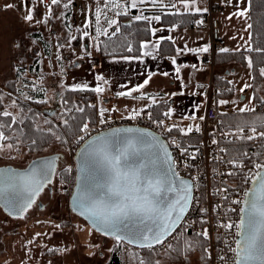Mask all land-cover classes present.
I'll use <instances>...</instances> for the list:
<instances>
[{
    "label": "snow or ice",
    "instance_id": "1",
    "mask_svg": "<svg viewBox=\"0 0 264 264\" xmlns=\"http://www.w3.org/2000/svg\"><path fill=\"white\" fill-rule=\"evenodd\" d=\"M30 0H21V7L27 8V15L23 19L29 23L35 20L37 6L33 4L29 7ZM43 3V0H40ZM230 2V0H229ZM150 3L153 7L160 9H173L169 14L176 15L183 13L201 14L208 12L207 7H200L202 0H103L101 5L100 0H97L95 10L96 37L101 35L115 36L120 32V27L114 18H109L108 11H113L117 16L123 14L128 15L129 7L137 8L138 4ZM244 3V0H237V11L232 13L228 18L233 16L251 19L249 12L251 10L252 0H247L246 7L241 8L239 5ZM61 0H51L47 5L48 12L44 14L42 20H35L36 24L48 23L50 17L53 16V6H60ZM72 4V0H67L63 4V8L67 9ZM16 7L12 4L4 6V10ZM122 10V11H120ZM63 16V13H61ZM107 24L104 28L101 24V18ZM161 15L147 16L144 14L135 15L131 19L136 21H160ZM197 25L203 24V19L196 20ZM117 25L115 30L109 33L108 28ZM90 24H85L89 27ZM253 28V24H246L245 30ZM161 29L152 28L151 33L155 35ZM85 37L89 35L87 31L83 33ZM70 40H75V36H71ZM172 40L171 36L163 35L153 43L150 40L140 42L139 52L137 55H123L120 58L123 60H142L145 56H151L155 59L154 52L160 49L161 41ZM174 43V41H173ZM16 48L25 50V45L22 41L16 43ZM63 47V45H59ZM98 47V46H97ZM151 48V51L148 49ZM212 49L210 43H204L202 46L189 48L187 43L183 48H176V55L171 56V64L174 66L176 78L181 80V88L183 79L181 70L191 67L197 69V64H178L177 57L187 53H192L199 59L201 54L208 53ZM91 56V52H87ZM128 53L133 52L131 44L126 45ZM218 51L222 54L235 52L240 55V58L247 62V67L255 73L252 76L253 80L257 77L264 78V26L257 30L254 34L249 31L248 39L244 45H238L235 49L227 47L219 48ZM255 53V57H253ZM23 51L21 52V55ZM60 59V57H57ZM203 63V61H201ZM79 67V65H74ZM19 74V69H16ZM61 72L63 67L61 66ZM156 73L148 72L147 78L142 83L129 89L128 91H119L116 93L118 97H132L133 99H144L146 94L140 92L139 96H133L134 92H139L152 80ZM163 76H168V72H163ZM95 80L98 82L94 87H91L89 82L73 83L69 87L71 91L92 92L103 94L105 92L104 85L108 81L103 75H95ZM42 79V78H41ZM232 84V81H228ZM203 87V85H198ZM32 87L35 88V85ZM63 87V83L61 84ZM253 88V84L245 83L240 89L244 92L245 89ZM229 88L227 91H232ZM37 92L44 91V88H37ZM183 90L170 93V96H183ZM65 105L64 112L57 116L58 125H53L51 121L45 120L48 125L46 129L36 126V131L44 136L43 140L38 142L36 139H31L30 147L35 150L42 143H48V138L51 137L60 145L68 144V152H72V145L78 146V151L74 153V163H61L58 168V161H62L59 154L47 155L38 157L32 160L29 166L21 171L11 167H0V208L7 214L23 218L24 215L36 205L37 197L44 192L46 188L52 191L56 190V184H59V192L67 194L71 210L90 221L94 231L100 232L102 235L114 238L117 246L127 244L134 246L135 249L147 250L151 254L157 245H163L171 238L176 241L167 243V250H175L178 253L185 254L194 251L196 248L201 249L203 255L201 259L206 261V264H211L214 249H212L210 241V229L203 227L201 231L195 232L193 237L186 235L188 229L193 223L201 225L209 224L210 221L201 217L199 221L185 222V218L189 213L190 208L195 204H199L203 197H197L195 192L202 185L198 182L199 176H182L178 169V161L175 158L171 149H176L183 160V166L191 169L193 167L188 161H194L200 153V147L195 146L194 150L189 152L192 145L185 146L183 140L171 137L165 140L161 135L148 128L131 126H108L102 128H91L90 125L96 124L95 117L85 119L89 115L85 112L83 106L75 108L68 107L69 100L63 96L62 92H57ZM206 95V93H205ZM24 100H32L31 95H23ZM3 99V94H0V100ZM152 104L157 101L154 96L151 97ZM253 101H259L261 107L264 108V97L258 96L254 90L253 96L249 100V104L237 109L239 113H255V105L249 106ZM37 103H47V99L38 100ZM103 102L101 101V104ZM167 103V102H165ZM218 106L229 105L235 101L220 99L216 101ZM13 106H18L16 101H12ZM146 105V108H151ZM89 108H97V105H88ZM198 110L202 105H196ZM25 111L31 112L29 109H20V113L13 114L7 109L0 111V153L5 150L18 148L23 141L20 140L22 130L13 129V125L23 124L25 119H31L28 116H21ZM115 111L106 109L102 106L98 108L99 125H110L112 123L106 113ZM176 109L168 107L163 113L164 117L171 118ZM76 113L83 115H76ZM144 109H133L131 114L126 119L137 120L141 118ZM35 115H42L33 113ZM54 115H56L54 113ZM149 119L157 127H163L164 131L171 134L175 130L179 136H188L193 131L201 132L199 124H189L187 127H182L180 124H171L165 126L164 120L153 117L151 111L147 112ZM221 117L228 116L227 113L221 112ZM183 119L195 120L197 117L193 113L190 116H184ZM199 120H205L204 116L198 117ZM63 128L62 132H57V127ZM258 127L264 128V113L257 114L250 120H233L222 119L220 121V139L217 140L216 132H213L212 144L218 146V152L221 155H214L213 161H219L229 165V170L221 175L230 177L239 176L240 183L234 186L217 188L218 194H223L222 198L230 205L228 211L231 212L235 219L226 217L224 222L217 217L216 227L225 230L223 236L218 232L216 239L223 243L225 247L216 251L220 264H264V144H261L262 151L251 153L242 150L237 146V141H264V130L258 131ZM227 128V131L223 129ZM233 129L235 131H233ZM19 132V134H18ZM10 133V134H9ZM70 137V139H66ZM27 138V137H26ZM223 144V147L219 145ZM199 171V169H198ZM215 172L216 170L213 169ZM58 178V180H57ZM224 183V181H221ZM71 188V190H69ZM233 193L237 198L232 199L227 193ZM39 207V205H36ZM218 208V206H217ZM214 208L213 211H217ZM201 213L207 214L208 209L200 207ZM56 229L61 227L60 224L54 225ZM179 230V231H178ZM42 235L37 233L36 236ZM35 239V237L33 238ZM33 241H28L32 243ZM234 245V246H233ZM98 248L99 245H93ZM49 251H67L66 248L48 249ZM109 252L113 249L109 248ZM96 255V253H90ZM103 256V253H100ZM131 256L137 264H160L159 260H151L140 255L139 252L133 250Z\"/></svg>",
    "mask_w": 264,
    "mask_h": 264
},
{
    "label": "crops",
    "instance_id": "2",
    "mask_svg": "<svg viewBox=\"0 0 264 264\" xmlns=\"http://www.w3.org/2000/svg\"><path fill=\"white\" fill-rule=\"evenodd\" d=\"M19 1V4L21 5V0ZM32 1L33 3L30 4L29 7L33 4L37 6L35 20H42L44 14L48 12V7L41 6L40 0ZM65 2L66 0H61L60 6H53V16L49 18L48 23L36 24L35 20L32 23L25 21L23 19L24 12L19 11L17 7L6 11L4 10V6L7 4L15 5L14 0H0V27L4 29L5 33L4 36L0 35V39L1 37L8 38L10 41L9 51L16 52V55L7 52V54H3L5 57H3L2 64L0 63V75H18L20 76V79L33 78L34 80H38L40 79L39 77H42L47 73L48 79L53 80L56 73L57 76L58 74H61L62 77L60 79L62 80L63 86L67 88L73 83H82L84 81L89 82L90 86L94 87L96 83H98L94 78L95 75H103L108 81V84L104 85L106 89L105 92L96 96L99 100V106L102 101V107L106 109L115 108L119 115L130 116L133 109H146V105H154L151 100V97L154 96L157 101L155 104L164 101L167 102V109L168 107L176 109L175 114L172 115L174 119L176 118L175 124H180L182 127H187L189 124H199L202 127V121L199 120L198 117L205 114L207 107L208 99L205 93L207 87L206 81L209 77L208 69L210 67V61H208V59L202 58L201 56L198 59L197 56L192 53L177 57L178 64H197V69L187 67L181 70V77L183 79V84L185 85L182 89L181 80L176 78L174 66L171 64L170 60V57L176 55V53L167 55L161 53L159 49L153 53L156 57L155 59L151 56H145L142 60H123L120 58L123 55L132 54L102 55L99 51V43L104 35H101L97 43L98 47L96 46L93 50H87V52L92 53L91 56H88L86 51L82 50L80 55L74 54L73 52L69 53L67 57H64L59 45L63 40H66V36L69 32L68 27L71 26L70 16L72 14L70 10L64 11L65 8H63V4ZM45 3L48 5L51 3V0H45ZM100 3L102 5L103 1H100ZM128 3L130 4V0H128ZM213 3H226V7L223 8L218 15L222 26V32L227 38L226 47L229 49H235L238 45H244L245 41L248 39V33L250 31V29L246 31L245 28L246 24L250 23V19L246 20L236 16H233L231 19L228 18L232 13L237 11V0H230V2L229 0H202V3L199 6L207 7L209 10L210 5ZM95 5L96 4L94 3L93 6ZM243 5L244 7L248 6L247 0H244V3H241L239 6L241 7ZM172 11L174 10L170 8L162 10L159 7L151 6L150 3H145L138 4V7L134 9L129 7L128 15L135 16L144 14L150 17L154 15H161L162 17V13H171ZM61 13H63V16ZM181 13H183V10H181ZM107 15L109 18H114L117 21V25L120 27V19L123 14L117 16L115 12L108 11ZM201 15H203V13H201ZM93 19L95 20L94 15ZM149 23L151 29H161V31H158L155 35H152L151 33V38L146 39L153 43H155L161 35L165 37L171 36L172 40L169 41H174L175 47L177 48H183L185 43H187L189 48H195L202 46L204 43H210L211 41L209 26H170L162 22V18L160 21L153 20ZM101 24L104 28L108 27L104 22L103 17L101 18ZM117 25L108 28L109 33L113 32ZM48 32L50 37L46 36L48 35ZM57 32H63L62 36L58 37L59 33ZM0 34L3 35V32H0ZM18 41L23 42L25 50L16 48L15 45ZM44 42H50L51 55L45 53L47 47L44 46ZM148 50L151 51V48ZM22 51L23 54L21 55ZM0 53H2L1 48ZM135 55L137 54H133L132 56ZM57 57H60V59H57ZM69 61H79V67H70ZM201 61H203V63H201ZM228 64L233 65L235 68L226 70V73L239 70L236 68H238L240 64ZM39 66H41L43 71L41 73L36 70ZM61 66L63 67V72H61ZM221 67L223 66L215 64L216 79L218 73H220L219 69H221ZM16 69L20 70L19 74ZM150 71L156 73V75L153 76L149 84L139 92H134L132 94L133 96H139L140 92H143L146 94V98L133 99L128 96L118 97L116 95L119 91L126 92L142 83L143 80L147 78V73ZM20 72L22 75H20ZM163 72H168L169 75L163 76ZM198 85H203V87H199ZM181 90L185 93L183 96L174 97L169 95L170 93L179 92ZM198 90L201 91L200 95L195 94V91ZM261 94L264 96L263 93ZM198 104L202 105V107L197 110L195 106ZM193 113L197 119H183L184 116H190ZM114 250L115 245L113 251L106 258L104 257L103 251V256H101V252L98 251L93 252L96 253L94 256L90 255V253L87 255L84 252L82 255L85 257V264H107L109 258L113 255ZM46 254H48V251H46ZM74 254L78 256L76 260H79V258L81 259L79 253H75L74 251Z\"/></svg>",
    "mask_w": 264,
    "mask_h": 264
},
{
    "label": "rangeland",
    "instance_id": "3",
    "mask_svg": "<svg viewBox=\"0 0 264 264\" xmlns=\"http://www.w3.org/2000/svg\"><path fill=\"white\" fill-rule=\"evenodd\" d=\"M14 2L18 10L24 12L23 14L25 16L27 8L21 7L19 0H14ZM32 3L33 1L30 0L28 6ZM65 3H67V0ZM94 3L96 4L95 6H93ZM40 4L43 7L47 6L45 0H43V3L40 2ZM96 7L97 0H72V4L67 9H64V11L70 10L72 12L70 16L71 26L68 27L69 32L66 36V40L61 42L63 45V47H61V52L64 57H67L69 53L73 52L74 54L80 55L82 50H93V48L97 46L100 37L94 39L96 37L97 25L93 19V15L95 17ZM241 7L243 8L244 5ZM86 23L90 24L87 28L85 27ZM85 31L89 33L87 37L83 35ZM0 32H3V35L0 34L1 36L5 35L3 28H1ZM47 34L48 35L46 36L50 37L49 32ZM62 34L63 32H60L58 37H61ZM71 36H75L76 39L70 40L69 38ZM9 44L10 41L8 38L1 37V64L3 57H5L3 55L4 53H16L9 51ZM232 68L235 67L226 64V66L219 69V72L226 74L225 77L228 81L233 82L232 84L235 88V93L228 99L229 101H235L232 106L237 110L245 104H249V100L253 96L254 90L253 88H248L245 89L244 92L240 91L245 83L252 84L249 68H240L239 66L236 68L239 70L226 73V70H231ZM47 75L48 74L45 73L42 77H39L40 79L36 80V83L34 82V85L44 87L47 92L46 97L49 105L44 103L43 106H40L39 108L37 107V114L42 115H37L36 118V126L38 125L40 128L45 129L48 127V125L44 123L46 119L51 121L53 125L59 124L57 116L61 114V108L59 110L57 108L56 115L53 116L46 114L44 108L47 106L51 107V104H54L55 100L59 98V96L56 95V91L59 92L60 88H62V80L60 79L62 77L61 74H58L57 76L55 73L53 80L48 79ZM10 80L15 81V87H17L18 90H21V86L25 80L20 79V76L18 75H0V94H3V99L0 101V111L7 109L15 115L20 113L21 108H24L25 110L29 109V106L32 107L34 103L31 100L25 101L22 99L23 96L21 91H16L15 93L12 90L7 89L6 83ZM262 83L260 84L261 86H257V90L260 94H264V82ZM242 95H245L246 98L242 99ZM32 96L34 95L32 94ZM13 100L16 101L18 106L12 105ZM22 101L26 102L28 107L23 106ZM254 102L255 101L249 106H253ZM56 106L57 105L55 104V107ZM78 106H82V104H79ZM28 113L29 112L25 111L24 113H21V116H28ZM242 114H245L244 116L246 118L251 119L260 113L252 114L245 112ZM55 130L57 132H62L60 127H57ZM66 139H70V137H66ZM20 140L22 141L21 138ZM68 148V144L60 145L58 142L51 139L43 149L33 150L29 146H26L25 141L23 140V143H21L18 148L5 150L3 153H0V164H12L17 167H25L30 161H32V158L52 153L63 154V157H65L63 163H74L73 155L78 146L72 145L71 153L68 152ZM58 189L59 184L57 182L56 190L53 191L51 200L47 205L43 208L36 206L39 204L34 205V207L31 208L23 218L9 216L4 210H2V208H0V264H85V257L82 255L83 252L89 255V253L103 251L105 258L109 256L111 252H109L108 249H114L116 242L114 238L109 236L106 237L97 231H94L88 222L78 214L72 212L69 207V197L66 193L61 194ZM69 190H71V188ZM56 224H60L61 227L56 229L54 227ZM37 233H41L42 235L36 236ZM34 237L35 239H33ZM28 241L33 242L29 244ZM93 245H99V247L96 248L93 247ZM52 248H66L68 250L64 252L57 251L58 253L52 255L46 254V251H49L48 249ZM74 251L81 255V259L79 258V260H76L78 256L74 254ZM165 252L166 251H161L158 253V259L163 264H206L204 263V260L199 257V254L196 253L186 256L187 258L183 256L179 261L174 260L170 257L169 253L165 254ZM131 253L132 251H128V253H122L119 257H122L125 260V264H134L131 259Z\"/></svg>",
    "mask_w": 264,
    "mask_h": 264
},
{
    "label": "built area",
    "instance_id": "4",
    "mask_svg": "<svg viewBox=\"0 0 264 264\" xmlns=\"http://www.w3.org/2000/svg\"><path fill=\"white\" fill-rule=\"evenodd\" d=\"M225 7H226V3L211 4L208 12L206 13V16L197 18V20L203 19V24L197 25L194 22L192 25L193 27L209 26L211 33L210 44L212 45V49L208 53L200 55L202 58L208 59V61H210V67L208 69L209 77L206 81V86H207L206 95L208 101H207L205 114L203 115L205 117V120L202 121L201 132L197 133L193 131V133H190L186 137L179 136L175 130H173V132L169 134L164 131L163 127H157L149 119H147L146 114L149 111H151L153 113V117L156 118V114H154L151 108L144 109V113L142 114L141 118H138L137 120L126 119L129 116L127 115L121 116L115 109V111H110L109 113H106V115L110 117L112 123L110 125L101 126L99 125V118H98V107L100 106L98 103V99L96 97L95 99L92 100V103L97 105V115H96L97 122L94 125H90L91 128H102V127L117 126L123 124H132V125L137 124L155 129L158 133L164 136L166 140L171 139V137H176L177 139L183 140L185 142L186 147L189 145L193 146L189 148V152L193 151L195 146L200 147V153L198 154L197 158L194 161L192 160L188 161L190 164L193 165L191 169L185 168L183 166V160L187 159V157L181 158L179 156L178 150L176 149H171V150L173 151V154L178 161V169L182 176H188L189 174H191L192 176L200 177L198 182L202 185V187L195 192V195L197 197H203V198L200 200L199 204H195L192 208H190L189 213L185 218V222L199 221L201 217L210 221L209 224H205V225H201L200 223H193L191 227L188 229V231L194 234L195 232L201 231L203 227H208L210 229V236L212 237L210 244L212 249H214L211 264H220L219 258L216 255V251H218L219 249H223L225 247L223 243H221L216 239L218 232L221 234V236H223L225 232L223 228L218 229L216 227L217 217H219V219L224 222H227L226 217H231L232 219H235V216L228 211L229 207H235V206L230 205L228 202H226L222 198L223 194H218L216 190L217 188L234 186L240 183L239 176L230 177L220 174L227 172L230 166L225 163H221L219 161L216 162L213 161L214 155H221V154L218 152V146L213 145L211 142L213 139L212 134L214 131L216 132L215 138L217 140L220 139V135H219V132L221 130L220 121L224 118L219 115L221 112L227 113L229 116L242 114L236 111V109L233 108L232 104L218 106L216 103V101L223 99L218 97L219 93L229 88L228 85L219 86L217 84L216 72H215L216 59L214 58L218 49L222 47H226L227 44V38L222 32V26L220 23V19L218 18V15ZM200 92L201 91L199 90L195 91V94L200 95ZM226 100L229 99L227 98ZM254 105L256 108L255 113H260V114L264 113V108L261 107L259 101H255ZM109 109H113V108H109ZM162 120H164L165 126H168L174 124L176 118L174 119L172 116L171 118L163 117ZM223 130L227 131L228 129L225 128ZM262 130H264V128L258 127V131H262ZM233 131L235 130L233 129ZM261 144H264V141H261L259 139L254 141H243V142L237 141L238 147H241L242 150L251 153L262 151ZM223 146H224L223 144L219 145V147H223ZM213 169H215L216 171L214 172ZM221 181H224V183H221ZM227 195H229L232 199L237 198L236 195L231 192L227 193ZM200 207L207 208L208 209L207 214L201 213L199 211ZM214 208H217V211L214 212L213 211ZM173 242L174 240L168 238L165 244L157 245L154 251L157 252L166 251L167 243H173ZM134 249H135L134 246H129L127 244H124L122 246H117L115 242V250L113 255L121 256L122 253H128V251H132Z\"/></svg>",
    "mask_w": 264,
    "mask_h": 264
},
{
    "label": "trees",
    "instance_id": "5",
    "mask_svg": "<svg viewBox=\"0 0 264 264\" xmlns=\"http://www.w3.org/2000/svg\"><path fill=\"white\" fill-rule=\"evenodd\" d=\"M205 15L206 13H203V15L189 14V13H181V14L172 15L169 13H162V22L170 26L171 25H178L181 27L192 26L193 23L197 20V18H199L200 16L203 17ZM249 16L251 17L250 24H253V28L250 29V31L255 34L258 29L264 26V0H252V5H251V10L249 12ZM131 17L133 16L132 15H122L120 19V29H121L120 32L116 33L115 36H104L103 38H101L100 43H99V51L101 52L102 55L138 54L140 42L151 38L152 35H151L150 23L148 21H143V20L136 21V20L131 19ZM44 43H45L44 46L47 47V49L45 50V53H47V55H51L50 42H44ZM127 44H131L133 48L132 53H128L126 51ZM176 48L177 47H175V44L173 43V41L164 40L161 42L160 51L163 54L172 55L176 53L175 52ZM252 55L253 57H255L256 54L253 53ZM215 59H216V64L220 66H226V64L228 63H238L240 64V67H247V62L241 59L240 55L235 52L228 53V54H222L219 51H217L215 55ZM261 66H264V65H261ZM36 70L40 73L43 72L41 69V66H39V68ZM249 71L250 73H252V75H255L253 70L249 69ZM20 75H22L21 72H20ZM23 80L25 81L23 85L21 86V90H18V88L15 87L14 80H10L8 83H6V88L12 90L15 93L16 91H21V93H23L24 95H30V94L31 96L32 94L34 95L32 96L33 99L31 101L35 105L33 104L32 107L29 106L32 111L28 113V117H31V119H25L23 124L13 125V129L22 130L23 134L20 135V138L22 139V141L23 140L25 141L26 146L30 147L31 139H36L38 142H40L44 138V136H42L41 133L36 131L37 115L33 116V113L38 112L37 107L39 108L40 106H43L44 103H37L36 101L47 99L46 97L47 92H44V91L37 92L36 91L37 88H44V87L36 86V85H35V88L32 87L34 85V82L36 83V80H34L33 78H29V79L23 78ZM216 81L219 86L228 85L229 88L233 89L230 92L227 90L221 91L218 95L219 98L227 99L233 96V94L235 93V88L233 84L228 83V79L225 77V74H223L222 72L218 73ZM262 82H264V78L257 77L256 80H253L251 76V83L253 84V90L256 91V94L258 96L264 97L257 90L258 88L257 86L258 85L261 86L260 84ZM59 92H62L63 96L69 100L68 107L75 108V107H78L79 104H82V106L85 108V112L89 114L84 117L86 120L91 119L93 117L97 118L96 117L97 108H89L88 105L90 104L95 105L92 103V100L95 99V97L98 96V94L92 93V92L71 91L69 90V87L67 88L65 86L60 88ZM25 101H30V100H25ZM59 103L61 105L60 111L62 114L64 112L65 105L61 98H59ZM22 105L25 107H28L27 103L24 101H22ZM151 109L153 110L154 114H156V117L158 116L159 119H162L164 117L163 113L167 111V103H165L164 101H161L157 104L152 105ZM76 115H83V114L76 113ZM244 115L245 114L230 115V116L228 115L224 117L223 119L233 120L234 118H238L239 120H250V118H246ZM0 119H3V118H0ZM4 119H8L10 121L11 118H4ZM60 129L61 131H63L62 126L60 127ZM51 139H52L51 137L48 138L49 141H51ZM48 143H42L40 147L37 149H43ZM186 235L188 237H193V234L190 233L189 231H187ZM175 243L176 241L173 242L174 245ZM134 250L139 252L140 255L143 257L150 258L153 261L159 260L157 251H153L151 254H149L147 250H140V249H134ZM56 253L57 251H48V254H56ZM168 253L171 258H173L174 260H179V261L181 260L183 256H185V254L178 253L175 250H168ZM194 253L199 254V257H202L203 255L201 249L196 248L194 251L187 253L186 256L193 255ZM131 259L133 260L132 256H131ZM133 263L137 264V262L134 260H133ZM204 263H206L205 260H204ZM107 264H125V260L122 257H119L117 255H112L109 258ZM160 264H163V263L160 261Z\"/></svg>",
    "mask_w": 264,
    "mask_h": 264
},
{
    "label": "water",
    "instance_id": "6",
    "mask_svg": "<svg viewBox=\"0 0 264 264\" xmlns=\"http://www.w3.org/2000/svg\"><path fill=\"white\" fill-rule=\"evenodd\" d=\"M80 64V62L79 61H73V62H70L69 61V65H70V67H76V66H74V65H79ZM58 98V97H57ZM60 98V97H59ZM59 98L57 99V101H56V108H51V109H47V108H44V112L45 113H47L49 116H53L54 115V113H56V110H57V108H58V110L60 109V107H61V105H60V103H59ZM242 98H245L244 97V95H242ZM132 124H123V126H131ZM117 126H122V125H117ZM135 126H139V127H144V128H148V127H145V126H142V125H135ZM112 127H115V126H112ZM149 130H151V131H154L155 133H157L158 135H161L160 133H158L155 129H153V128H151V127H149L148 128ZM162 136V135H161ZM162 138L163 139H165V137L164 136H162ZM166 140V139H165ZM76 151H78V148L76 149ZM75 151V152H76ZM57 153H52L51 155H56ZM59 155H61V157H62V161H58L57 163H58V168H59V166H60V164L61 163H63L64 162V160H65V157H63V154H61V153H58ZM47 155H50V154H45V155H43V156H47ZM43 156H37V157H34V158H32V160H34V159H36V158H38V157H43ZM73 157H74V155H73ZM31 162V161H30ZM30 162L28 163V165L26 166V167H24V168H20V167H15V166H13V165H7V166H4V167H11V168H15V169H17V170H21V171H23V170H25L28 166H29V164H30ZM52 193H53V191L52 190H50L49 188H46L45 190H44V192H42L38 197H37V199H36V204H39V206L41 207V208H43V207H45L46 205H47V203L51 200V196H52ZM69 207H70V203H69ZM70 210H71V207H70ZM73 212V211H72ZM84 219V218H83ZM86 222H88L89 224H90V226H91V223H90V221H87L86 219H84ZM98 233H100V232H98ZM101 234V233H100ZM110 237V236H109Z\"/></svg>",
    "mask_w": 264,
    "mask_h": 264
},
{
    "label": "flooded vegetation",
    "instance_id": "7",
    "mask_svg": "<svg viewBox=\"0 0 264 264\" xmlns=\"http://www.w3.org/2000/svg\"><path fill=\"white\" fill-rule=\"evenodd\" d=\"M56 93H57V91H56ZM56 101H57V99L55 100L54 104H53V103L51 104V107L47 106V107H45V108H47V109H48V108H49V109H51V108H56V107H55ZM48 103H49V102H48ZM48 103H47V104H48ZM48 105H49V104H48ZM46 114H47V113H46ZM7 165H12V164H0V167H4V166H7ZM13 166H14V165H13ZM15 167H17V166H15ZM25 167H26V166H25ZM20 168H24V167H20ZM33 207H34V206H33ZM33 207H32V208H33ZM2 210H3V209H2ZM5 213H6V212H5ZM27 213H28V212H27ZM27 213H26V214H27ZM26 214H25V215H26ZM8 215H9V214H8ZM25 215H24V216H25ZM9 216H13V215H9ZM13 217H16V216H13Z\"/></svg>",
    "mask_w": 264,
    "mask_h": 264
}]
</instances>
